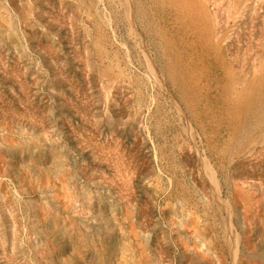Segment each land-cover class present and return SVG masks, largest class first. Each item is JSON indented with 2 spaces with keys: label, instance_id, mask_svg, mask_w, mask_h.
<instances>
[{
  "label": "rangeland",
  "instance_id": "374dc122",
  "mask_svg": "<svg viewBox=\"0 0 264 264\" xmlns=\"http://www.w3.org/2000/svg\"><path fill=\"white\" fill-rule=\"evenodd\" d=\"M0 264H264V0H0Z\"/></svg>",
  "mask_w": 264,
  "mask_h": 264
}]
</instances>
